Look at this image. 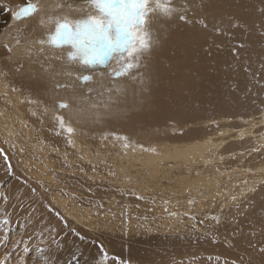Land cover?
Wrapping results in <instances>:
<instances>
[{
  "label": "bare ground",
  "instance_id": "6f19581e",
  "mask_svg": "<svg viewBox=\"0 0 264 264\" xmlns=\"http://www.w3.org/2000/svg\"><path fill=\"white\" fill-rule=\"evenodd\" d=\"M8 2L15 6L22 4L24 0ZM261 8H264V4L260 0H246L243 15L251 23L259 19ZM19 27L20 24L13 22L6 10L0 9V60L7 57L4 45L14 41ZM234 42L227 36L219 37L215 44L222 43L224 46L218 48L210 39L212 54L206 58L203 53L185 54L178 53L175 49L168 50L158 66L153 63L150 69L152 80L144 88L139 102L134 103L130 98L133 106L119 104L121 109L126 110L127 116L106 114L102 122L97 124L82 118L81 127L86 135L77 138L75 149L67 145L64 137H54L48 131L50 125L47 120L41 137L46 145H54L59 152L51 151L48 146L43 147V150L39 145L34 148L37 133L31 129H39L40 125L24 106L18 107L20 119L27 121L30 128L0 117V147L9 153L16 172L15 176H5L4 161L0 159V181L4 177H12L15 182L20 180L21 187L29 191L31 187L36 188L35 193L30 192V198L20 202L12 203L11 197L8 205L0 202V208L5 209L14 221L11 225L13 238H19L18 231L32 233L34 229L39 230L35 211L31 212L28 228L19 227L15 221L19 220V225L24 226L19 212L28 206L31 210L35 209L41 202L44 204L39 211L41 220H44L43 228L62 227L54 211H49L48 206L51 205L66 217L70 226L96 241V254L100 253L101 243L110 254V247L118 245L127 250L131 240L140 237L161 241L197 237L207 244L194 251L179 252L172 259H179L178 264H217V257L221 261L227 250L234 249L231 246L234 238L226 234L229 220L208 226V219H205L215 210L218 212V207L214 208L212 203L216 191L215 181L219 179L223 185L231 188L242 186L243 180H248L251 184L264 179L259 173L260 169H264V151L250 156L247 152L258 143H264V128L260 127L264 123L261 121V112L258 115L226 114L230 110L249 109L243 99L236 103L229 94L230 77L241 80L244 78L243 70L232 61L229 52V44ZM207 47L206 45L205 49ZM252 57L256 60L255 53H252ZM99 71L97 69L94 74L95 82L88 87H96L97 80L100 79ZM105 77L106 80L109 79L107 75ZM60 79L62 82L65 80L63 77ZM15 83L20 86L18 81ZM76 88L77 94H81L79 83H76ZM100 92L104 94L95 100L96 103L110 101L105 98L109 97L105 87ZM58 95L67 98L71 93L61 91ZM114 97L115 94L112 95ZM115 100L116 97L111 101ZM3 106V99L0 98V108ZM157 108L161 111L156 110ZM100 111L104 112V109L101 108ZM103 131L127 134L145 147H155L159 154L138 150L134 154L129 151L125 155L118 143L113 146V141L109 140L102 144L100 133ZM9 132L13 135L10 136ZM241 132L245 133L243 138L240 136ZM169 135L171 136L168 137ZM6 139L15 143L17 148L4 143ZM208 140L213 145H220L219 154L225 157L217 165L219 173L212 166L206 167L203 160L199 159L201 154L206 155L208 146L205 141ZM21 145L26 149L23 153L18 150ZM96 152H99L98 156L95 155ZM232 153L237 155L233 156ZM247 169L252 172H247ZM110 171H115L117 175L112 177L109 175ZM200 190L204 195L200 194ZM220 191H224L223 186ZM99 193L105 194V201L97 204L91 197H97ZM140 196L144 198L140 199ZM189 198H194L196 204L189 206ZM220 199H216V205H219ZM165 200L171 203L165 205ZM120 201H125V204L120 206ZM165 208L181 215L170 217ZM186 211L189 215L183 216ZM228 214L230 213L226 211L225 215ZM193 215L198 221L204 219V223L201 225L191 219ZM185 219L188 221L185 222ZM242 223L247 234L250 230L249 223L240 218V225ZM235 226L232 221L228 224L229 228ZM34 239L33 242H36L38 238ZM21 252L22 250L14 254L13 251L14 264ZM237 254L241 258L245 256V253L244 256L241 252ZM132 255L126 253L123 259L130 264H139ZM108 264L112 262L109 261ZM151 264L163 263L155 261Z\"/></svg>",
  "mask_w": 264,
  "mask_h": 264
},
{
  "label": "snow or ice",
  "instance_id": "6c2138e0",
  "mask_svg": "<svg viewBox=\"0 0 264 264\" xmlns=\"http://www.w3.org/2000/svg\"><path fill=\"white\" fill-rule=\"evenodd\" d=\"M260 2L264 4V0ZM0 9L6 10L10 19L20 24L14 41L4 45L7 57L0 60V98L4 105L0 108V117L30 128L27 121L20 119L18 107L24 106L40 125L39 129H31L37 133L34 148L39 145L43 150V147L48 146L51 151L59 152L54 145H46L41 137L46 120L50 125L48 131L54 137H64L67 145L75 149L77 138L86 135L81 127L82 118L97 124L102 122L106 114L127 116L126 110L121 109L118 102H91L94 89L88 85L95 82L97 69H100V79L107 75L113 82L106 90L111 101L114 93L117 96L127 93L126 86L115 83L118 80L138 82L143 91L152 80L150 69L153 63L158 66L168 50L175 49L185 54L203 53L206 58L212 54L210 39L215 44V40L223 36L235 41L229 44V52L232 61L244 73L242 80L230 77L229 94L236 103L242 99L248 101L249 108L259 101L262 107L256 110L261 112V121H264V8L259 9V19L249 23L243 15L246 0H24L15 6L8 0H0ZM215 46L222 48L224 45ZM252 53L256 54V60H253ZM257 64L258 67L255 66ZM61 77L65 78L63 82ZM76 83L81 86V94H77ZM61 91L71 95L67 98L59 96ZM103 94L97 92V95ZM101 108L104 112L100 111ZM260 127L264 128V123ZM9 135L13 133L9 132ZM244 135V132L240 133L241 138ZM100 139L102 144L109 140L113 141V146L118 143L125 155L138 150L159 154L155 147H145L129 135L116 131H103ZM4 143L17 148L10 140L6 139ZM205 144L208 146L206 155L201 154L199 159L203 160L206 167L212 166L219 173L217 165L225 160L219 154L221 146L213 145L211 140L205 141ZM18 150L21 153L26 151L23 145ZM261 151H264V143L247 150L249 156ZM64 155L66 160L67 153ZM95 155L98 156L99 152ZM0 159L4 161L5 176H15L10 155L3 147H0ZM246 171L252 172L251 169ZM259 173L264 177V169H260ZM109 175L115 177L117 174L110 171ZM231 178L229 175V180ZM40 183L43 184V181ZM215 184L212 203L214 208L218 207V212L205 219L217 225L224 220H231L236 225L232 237L238 238L231 246L238 248L241 244L246 245L243 247L244 258L226 259L223 264H264V179L251 184L243 180L242 186L231 188L223 185L219 179ZM222 186L224 191H220ZM3 187L4 182L0 181V188ZM30 192L35 193L36 188L31 187ZM200 194L204 195V192L200 190ZM217 198H221L219 205L215 204ZM0 202L9 204L7 191H0ZM170 203L164 201L165 205ZM187 204L195 205L196 200L189 198ZM48 207L49 211H54L62 227L57 229L47 226L40 230L34 229L32 233L18 231L19 238L16 239L13 238L11 227L14 221L5 209L0 208V213H3L0 216V264H13V251L19 252L21 247L22 252L16 257L15 264H29V254L33 251L36 255L31 258V264H81L83 252L79 249L63 262L55 258V252L64 247L61 232L65 236L70 232L80 241H86L87 235L70 226L60 211L54 210L51 205ZM258 209L261 210L259 214ZM165 211L170 217L181 215L168 208ZM226 211L231 215L226 216ZM182 215L188 216L189 213L186 211ZM240 218L249 223L247 234L240 227ZM191 219L196 220L197 217L193 215ZM198 222L202 225L204 219ZM15 223L25 227L19 225V220ZM34 238H39L35 247L32 246ZM91 242L96 243L94 239ZM99 251L96 264H108L109 261L112 264H130L119 256L110 255L102 243ZM220 259L217 257V264ZM84 264L88 262L84 261Z\"/></svg>",
  "mask_w": 264,
  "mask_h": 264
},
{
  "label": "rangeland",
  "instance_id": "374dc122",
  "mask_svg": "<svg viewBox=\"0 0 264 264\" xmlns=\"http://www.w3.org/2000/svg\"><path fill=\"white\" fill-rule=\"evenodd\" d=\"M255 66L258 67V64ZM243 77H244V74H243ZM97 82H98L97 84L95 83L96 87L94 88V91H93L94 95L92 94V102H95V100L100 97V95H97V92L100 91L101 88L105 87V92L107 93L106 91L107 88L111 87L113 83L110 79L106 80V77H104L103 79H98ZM115 83L117 85L126 86L127 93L126 95H119V96H117L114 93L116 97V100L114 102H118L119 104H128L129 106H133V102L132 100H130V98L134 100V103L139 102L140 97L142 96V93L144 90L141 91L142 86L138 82L116 81ZM105 98L109 99V97H106V96ZM105 103H112V101H107ZM244 103L248 104L249 102L244 100ZM259 107H262V106L259 104V101H257V104L254 107L249 108L248 110H245V111L230 110L226 114L230 116L248 115V114L258 115L260 114V111H257L256 108H259ZM156 110L161 111V109L159 108H157ZM170 136L171 135H169L168 137ZM1 181L4 182V187L1 188V191H7L9 193L12 203H17V202L24 200L25 198H30V195H29L30 191L21 187L20 180H18V182H15V180L12 177H4L3 179H1ZM91 199L96 201L97 204L102 203L105 201V194L99 193L97 197H91ZM120 202H121L119 203L120 206H123L125 204V201H120ZM43 205L44 204L40 202V204L37 205V208H35V214H36L35 219L37 220L39 230L43 228L42 224L44 223V220H41L40 218V212H39L40 209L43 207ZM257 211H258L257 214H259L261 210L258 209ZM31 212L32 210L30 209V206L24 208L23 210L19 212L21 224L24 223V226H25L23 228H28L30 226L29 214H31ZM216 213L217 211L215 210L212 215H215ZM15 215H17V213ZM230 215L231 213L228 214L227 216H230ZM184 221L187 222L188 220L185 219ZM196 221H198V218L196 219ZM208 222H209L208 226H210L212 223H215L214 221L210 219H208ZM229 222H231V220H229L226 225V229L228 230L226 234L228 236H232V232L236 226L229 228L228 227ZM240 227L243 229L244 233H246V229L243 223L242 225H240ZM59 228L57 227V229ZM61 237H63L64 247L63 249L57 250L55 252V258L59 262H63L67 260L70 257V254L72 252H75L77 251V249H79L80 251L83 252V257L81 258V264H84V261H87L88 264H96V260L99 259L100 253L96 254L98 250V246L96 245V243L91 242L93 240L92 237L90 239L88 238L86 241H80L77 237L74 236V234L70 232L66 236L63 234V232H61ZM57 239H60V237H58ZM237 240L238 238L234 239L233 240L234 243H236ZM38 241H39V238L37 239L36 242L32 241V246L35 247ZM206 244L207 242L197 237L190 238V239H175V240H164L163 239V241L146 240L145 237H140V238L131 240V243L128 247L129 250L128 249L124 250L118 245L113 246V248L110 247V255L119 256L121 259H123L126 253L133 254L132 257L139 264H151V262L153 263L155 261H159L160 263H163V264H178V262L180 261L179 259H172L175 254L179 252H184V251H194L196 248L206 245ZM243 247H246V245L241 244V247L227 250L222 257L223 259L219 261V264H223L224 260L226 259L229 261L232 259H237L238 258L237 252H241L244 256ZM53 248H55V245H53ZM20 250H22V247ZM15 253H17V251L14 250V254ZM35 255L36 253L34 251L29 254V264H31V258L35 257ZM239 258H241L240 255H239Z\"/></svg>",
  "mask_w": 264,
  "mask_h": 264
}]
</instances>
